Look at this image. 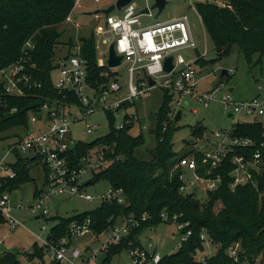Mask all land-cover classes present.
Returning <instances> with one entry per match:
<instances>
[{
  "label": "built area",
  "instance_id": "1",
  "mask_svg": "<svg viewBox=\"0 0 264 264\" xmlns=\"http://www.w3.org/2000/svg\"><path fill=\"white\" fill-rule=\"evenodd\" d=\"M81 1L76 0L75 8ZM94 1L101 2V0ZM106 27L113 34V38L109 40V43L107 40V44L110 46L113 42L115 43L116 54L122 56V64L125 63L128 66L130 74L128 96L123 101L109 102L110 97L122 89L117 81H111L106 87H100V91L88 83V64L81 56V42L66 55L67 61L62 59L59 76L53 80L54 89L59 93L60 98L47 100L30 110L27 126H16L9 130L13 133L14 141L0 159V221L3 220V223H7L12 229L21 224L13 216L15 210H28L36 216V219H40L50 216L48 205L56 197L67 195L87 201L94 200L95 197L84 190L85 186L90 184L89 182L94 183V177L87 183L83 181L84 177L88 173L95 175L115 161L123 159L122 155L115 156L112 146H101L83 156L74 165V161L69 158V150L78 142L71 137L70 128L80 120L74 112V107H80L84 111L85 115H82L81 119L89 118L97 110H104L115 116L123 110V104L135 103V100L143 97L151 89L149 78H152L157 85L155 78L166 75L169 79L165 81L162 88L173 97L177 108L181 107L186 97L196 98L203 104L219 101L225 109L229 110L234 119L241 116L243 124L253 121L264 129V79L256 81V95L251 100L237 102L229 94L219 97V91L201 94L197 89L198 72L194 66L197 60L193 62L186 60L183 56H173L174 53L183 49H198L186 14L176 19L157 21L145 26L133 2L121 11L110 14L106 18ZM33 47V43L29 41L24 49H33ZM170 56L174 58V70L168 74L164 70V62ZM23 62L24 60H21L0 70L2 86L0 125L4 119L14 116L19 111L17 107H10L6 101L7 97H25L29 91L42 86L26 72ZM98 65H104L99 58ZM71 95L78 99V104L67 101ZM175 115H177L176 112H172L170 117L173 119ZM131 119L135 120V117L124 116L123 124L115 129L121 130L125 125L134 123ZM234 121L230 128L213 133L214 141L210 148L203 150L204 157L201 163L191 157H184L178 161L180 194L186 195L199 191L207 194L216 191L222 182V177L215 172L224 166L226 157L235 150L246 151L254 148L255 152L250 158L245 153L233 156L230 188L235 190L238 186L249 184L255 188L258 187L257 177L261 173L264 159V135L259 144L253 138L235 136L236 124L240 122ZM167 128L168 124H165L164 131ZM97 129V125L89 126L87 133L91 134ZM204 138L210 141L209 137L204 136ZM10 157H12L11 160H9ZM20 160L25 161L31 171L34 164L40 165L45 176L43 185L37 187L38 191L34 192L33 200L17 197L21 187L16 188L14 183L19 178L16 166ZM186 173H190L191 177L186 178ZM99 198L102 204L106 202L126 204L123 191L112 187ZM57 212L58 215L56 214L55 218L60 216L59 211ZM180 218V215L170 217L166 212L161 214L162 222L176 224L181 238L179 248L192 236L191 230L184 231L189 228L190 223H181ZM148 219L147 214L141 219L133 216L119 218L114 225L102 232L92 227L91 218L76 219L70 223L65 237L55 238L54 234H51L42 242L36 241L33 250L18 255L17 264H92L97 262L99 256L104 257L101 262L103 264L111 249L121 246L124 242L127 243L125 249L133 264H161L164 256L152 242L142 244L140 241L136 243L129 240L132 232L140 228L142 222ZM87 236H90L91 240L80 246L73 244L74 238H87ZM200 241L204 245V251L193 254L195 264H207L208 259L215 254L211 251L207 253L206 250L213 246L207 228L202 229ZM242 252L239 242L227 250L234 264H251L249 261L242 262ZM255 264H264V261L257 260Z\"/></svg>",
  "mask_w": 264,
  "mask_h": 264
},
{
  "label": "trees",
  "instance_id": "2",
  "mask_svg": "<svg viewBox=\"0 0 264 264\" xmlns=\"http://www.w3.org/2000/svg\"><path fill=\"white\" fill-rule=\"evenodd\" d=\"M75 4L76 0H0V70L24 60L26 72L42 84L41 88L29 91L25 97L6 98L10 107H17L19 111L4 119L0 125V134L16 126H27L30 110L47 100L60 98L52 79L55 47L63 35L57 30V26L72 14ZM224 4L225 6L208 2L196 4L197 12L215 45L219 59L229 57L233 47L237 45L249 65L253 63L255 56H259L260 64L264 58V0H225ZM80 39L81 56L88 64L87 81L100 91V87H106V82L115 74L111 73L108 79L102 76V72L110 69L98 65L95 34L91 32L89 36H82ZM29 41L33 43V49H24ZM69 48L70 52L73 44ZM196 63L204 68L212 62H207L201 57ZM165 94L158 114L155 132L157 145L151 152V161H141L135 157V149L145 144V138L143 134L136 137L130 134L134 123L125 125L121 130H116L111 123L112 130L107 138L91 144L77 143L69 150V158L74 161V165L83 156L101 146H112L115 156L122 155L123 159L96 173L93 182L103 179L108 181L112 188L122 190L126 204L106 202L92 212L68 220L56 217L60 224L54 228L52 234L55 238L65 237L70 223L76 219L91 218L92 227L102 232L114 225L119 218L133 216L141 219L147 214L149 219L142 222L140 228L135 229L129 237V240L138 243V237L143 230L162 223L161 214L166 212L170 217L180 215L181 223L189 222V228L184 231L191 230L192 236L176 254L165 256L161 264H195L193 254L204 251V245L200 241L203 228L208 229L213 246L218 247L207 264H234L227 250L238 242L243 249L242 262L247 260L251 263L252 259L256 258L254 256L258 255H262L264 261V159L261 173L257 177V188L250 184L238 186L235 190L230 188L233 156L245 153L250 158L255 152L254 148L246 151L235 150L226 157L224 166L215 172L221 175L222 182L216 191L205 194L206 202L200 200L197 193L180 194L179 173L172 172L178 161L173 151L174 132H168L169 128L164 131L165 124L169 122L168 115L173 97L167 92ZM67 101L78 104L74 95L69 96ZM127 105L129 103L123 104V108ZM107 116L114 122L113 114L107 113ZM200 133L197 130L193 135ZM234 134L253 138L259 144L264 129L256 124L239 123L236 124ZM190 157L201 163L204 155L193 153ZM16 169L19 172V178L14 183L16 188L36 181L25 161L20 160ZM37 191L36 187L35 192ZM218 204L221 209L216 212L215 207ZM126 245L124 242L121 246L112 248L103 264H112L113 258L120 254ZM17 258L18 254L6 253L0 258V264H17Z\"/></svg>",
  "mask_w": 264,
  "mask_h": 264
},
{
  "label": "rangeland",
  "instance_id": "3",
  "mask_svg": "<svg viewBox=\"0 0 264 264\" xmlns=\"http://www.w3.org/2000/svg\"><path fill=\"white\" fill-rule=\"evenodd\" d=\"M167 1L169 4L158 20L155 19L157 12L154 11L151 15H141L142 23L148 26L157 21L165 22L176 19L184 14L188 16L193 38L197 44L198 50L202 54V58L207 62H212L204 68L197 63L194 64L198 72V92L203 94L205 92L219 91V97L229 94L237 102L253 99L256 95V81L264 79V58L262 62L258 64L259 56H255L253 63L249 65L244 55L241 53L240 48L236 45L233 47L229 57L220 60L215 45L209 37L197 12L196 4L199 3L198 0ZM199 1L216 3L219 6H223L225 3V0ZM115 2L116 0H101L99 3H96L94 0H82L80 5L73 10L66 21L57 26V30L62 32L63 35L55 47L56 57L53 62L55 66L52 73L53 80H56L59 76L62 59L69 53L70 45L73 44L74 47L81 42L80 37H87L91 32L96 36L98 58L104 64L100 67H108L109 45L107 44V40L109 43V40L113 38V34L109 31V28L106 27L105 16L91 15L89 13L107 8ZM134 3L139 13L144 8L151 7L154 4V0H135ZM191 6L192 8H190ZM173 56H183L186 60L193 62L198 59L195 50L191 48L180 50L174 53ZM223 70L228 71V76L221 77ZM111 73H114L115 76L111 77ZM103 75L107 79L111 77L109 81L107 80V84L110 81H117L122 88L120 92L110 97L109 102L115 100L123 101L128 96L130 84V74L127 64L123 63L118 68L110 69V71L106 70L102 72V76ZM155 79L157 85L151 87L143 97L135 100L133 106H131V104L124 106L123 110H120L117 115L114 116V122L109 120L104 110H97L89 118L81 119L82 115H85L84 111L80 107H74V112L80 120L71 126V137L78 143L91 144L103 138H107L110 135L112 130L111 123L113 127H117L123 124L124 116H134L135 120L131 119L134 121V125L130 134L134 137L143 134L145 138V144L135 149V157L141 161H151V152L157 145L155 132L157 129L158 114L163 104L164 96L166 95L162 85H164L169 77L161 75ZM230 89H233V91L230 92ZM185 103H187V106L183 107ZM181 104V107L177 108L176 102L172 101L170 103L171 109L168 115V132H174L173 151L178 161L182 157H190L193 153H203L206 149L210 148L211 143L214 141L213 133L230 128L235 122L234 120L240 123H242L243 120L241 116L234 119L230 115L229 110L225 109L219 101L203 104L197 101L196 98L186 97ZM180 109H183L181 119L175 121L176 115L172 119L170 114L172 112H176L177 114ZM249 124L258 125L257 122L253 121ZM96 125L98 129L88 134L87 129L89 126ZM197 130L198 133H200V130L202 133H200L201 135L194 136L193 132ZM12 136V131L0 134V159L5 155L7 147L14 141ZM204 136L209 137L210 141L206 140ZM11 159L12 157L9 158V160ZM177 163L172 168L173 173L180 172ZM185 175L186 178L191 177L190 173H186ZM31 176L36 181L23 185L17 192L18 198L33 200L36 187H41L43 185L45 176L40 165L34 164ZM93 177V174L88 173L83 181L87 183ZM110 188L111 184L102 179L96 183L85 186V192L95 197L92 201L67 195L56 197L48 205L50 216H44L40 219H36V216L31 214L28 210H15L13 216L20 221V226L12 229L7 223L0 224V258L6 253H15L19 255L22 252L33 250L36 241L42 242L46 240L52 234L54 228L60 224V221L55 219L57 211H59L61 219L68 220L98 209L102 205L99 196L107 193ZM197 196L200 200L206 202L207 195H205L204 192H197ZM220 209L221 205L218 204L215 207V211L218 212ZM90 238V236H87V238L76 237L73 239V244L80 246L91 240ZM138 240L142 244L152 242L164 257L176 254L179 251L181 242L176 224L164 222L143 230ZM206 250L207 253L211 251L214 254L217 252L218 247L217 245L210 246V248ZM254 257L256 258L255 260L252 259L251 264H255L257 260L259 261L263 258L262 255ZM103 258V256H99L97 262L92 264H101ZM244 262H247V260H244ZM112 264L133 263L129 257L128 251L125 249L113 258Z\"/></svg>",
  "mask_w": 264,
  "mask_h": 264
},
{
  "label": "water",
  "instance_id": "4",
  "mask_svg": "<svg viewBox=\"0 0 264 264\" xmlns=\"http://www.w3.org/2000/svg\"><path fill=\"white\" fill-rule=\"evenodd\" d=\"M135 0H116V2L114 4H111L110 6H108L107 8L104 9H99L96 10L95 12L89 13V14H93V15H103L105 16V18H107L110 14L116 12V11H121L123 8H125L126 6H128L129 4L133 3ZM169 4V2L167 0H154V4L151 7H146L143 10H141L139 12L140 15H151L152 12L156 11L157 14L155 16V19L158 20L159 17L161 16V14L166 10L167 5ZM192 8V6L190 7ZM195 53L197 55V58H201L202 54L200 53V51L198 49H195ZM68 56H66L64 58L65 61H67ZM174 58L172 56L166 58L165 62H164V70L166 73L170 74L173 70H174V63H173ZM123 62V57L122 56H118L116 54V50H115V43L113 42L109 48H108V60H107V66L109 69H115L118 68L122 65ZM228 76V71L227 70H223L221 77H226ZM149 85L151 87H155L156 82L152 79L149 78ZM233 89H230V92H232ZM187 103L183 104V107H186ZM182 110L180 109L179 112L177 113L176 117H175V121H179L181 119L182 116ZM90 184L92 182H89ZM58 215V212H57Z\"/></svg>",
  "mask_w": 264,
  "mask_h": 264
},
{
  "label": "crops",
  "instance_id": "5",
  "mask_svg": "<svg viewBox=\"0 0 264 264\" xmlns=\"http://www.w3.org/2000/svg\"><path fill=\"white\" fill-rule=\"evenodd\" d=\"M255 97V96H254ZM39 188V187H38Z\"/></svg>",
  "mask_w": 264,
  "mask_h": 264
}]
</instances>
